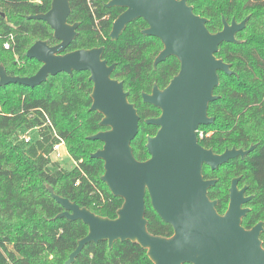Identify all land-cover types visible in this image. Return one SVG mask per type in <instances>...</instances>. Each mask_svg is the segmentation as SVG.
Masks as SVG:
<instances>
[{
  "label": "trees",
  "instance_id": "1",
  "mask_svg": "<svg viewBox=\"0 0 264 264\" xmlns=\"http://www.w3.org/2000/svg\"><path fill=\"white\" fill-rule=\"evenodd\" d=\"M108 1L70 0L68 22L79 26L77 37L66 52L104 48L102 58L109 65H116L111 78L123 83L128 101L140 117L131 148L137 161H145L149 157L146 135L154 134L156 128L144 120L159 112L142 103L141 93L150 92L154 83L166 86L177 74L179 64L171 57L153 68L162 45L158 39L142 34L147 24L141 19L128 24L119 39L111 41L112 22L123 9L105 8ZM187 2L196 15L208 20L206 28L210 33L222 29V19L239 23L248 17L245 28L236 34L242 43H223L216 54L230 65L234 75L218 72L219 85L214 93L219 98L209 104V113L216 122L209 129L214 130L219 124L220 150L222 144H234L235 136L243 142H259L252 154L256 156L252 159V175L258 186L251 190L255 193L250 204L251 218H244L242 226L250 229L260 221L264 225V0ZM50 3L51 0H0V65L7 75H34L41 64L26 58V51L36 41H45L49 46L58 43L45 22L27 19L46 13ZM5 43L9 44L8 49L4 48ZM88 77V72L72 76L61 73L49 76L35 88L19 84L0 87V264H64L77 241L86 236L88 228L81 221L54 220L63 209L51 198L48 186L80 208L104 218H116L123 200L112 196L101 181L103 162L90 158L102 148V143L88 137L105 128L99 126L102 116L89 111L92 83ZM33 131L30 142L25 143L23 137ZM53 131L64 140L73 161L69 170L50 158L57 142ZM205 141L206 146L211 143ZM232 175L231 168H220L219 188L215 185L208 193L210 199H218L219 213L226 208ZM145 207L148 232L170 237L171 226L155 214L148 196ZM261 240L264 248V233ZM73 264L152 263L145 250L127 241L115 242L111 249L107 242L89 243Z\"/></svg>",
  "mask_w": 264,
  "mask_h": 264
},
{
  "label": "water",
  "instance_id": "2",
  "mask_svg": "<svg viewBox=\"0 0 264 264\" xmlns=\"http://www.w3.org/2000/svg\"><path fill=\"white\" fill-rule=\"evenodd\" d=\"M104 7L123 9L112 22L111 41H117L128 24L141 19L147 24L142 34L158 39L162 45L153 61L154 69L171 57L180 65L164 90L154 84L150 94L141 95L144 104L161 112L157 118L145 121L158 127L156 134L146 139L147 160L137 161L133 156L131 142L138 133L139 116L128 101L123 83L111 78L116 65L102 58L104 48L65 52L77 37L79 26L68 22L70 0H51L46 13L27 17L45 22L58 42L49 46L45 41H36L26 51V58L41 64L34 75L9 76L0 65V87L19 84L35 88L49 76L88 72L92 83L89 111L99 113V126L107 129L88 139L102 143L90 158L103 162L101 181L112 196L123 200L115 219L80 208L47 187L51 198L63 209L54 220H78L88 228L64 264H73L89 243L107 242L111 249L115 242L127 241L145 250L152 264H264L260 239L263 223L250 229L242 226L249 211L242 206L251 197H244L245 190H238L237 179L232 180L227 210L220 215L217 201L208 197L216 181L202 177L203 164L215 170L237 156L244 157L253 146L247 151L226 150L217 156L200 147L196 136L198 126L213 122L207 110L217 99L213 91L219 85L218 72L234 75L230 65L216 57L219 46L241 44L236 34L245 28L248 17L239 23L222 19V29L210 33L208 20L196 15L187 0H109ZM146 195L155 214L171 226L170 237L148 232Z\"/></svg>",
  "mask_w": 264,
  "mask_h": 264
},
{
  "label": "flooded vegetation",
  "instance_id": "3",
  "mask_svg": "<svg viewBox=\"0 0 264 264\" xmlns=\"http://www.w3.org/2000/svg\"><path fill=\"white\" fill-rule=\"evenodd\" d=\"M178 64H179V62H178ZM179 67H180V65H179ZM178 71H179V69H178ZM169 82H168V84H169ZM154 84H156V83H154ZM166 86H164V87L157 86V87L159 88V90H164L166 88ZM152 88H153V86H152ZM152 88H151L150 92H148L146 94H150L151 91H152ZM215 89H214V91H215ZM214 91H213V94L215 96H217V99H218L219 98V95L215 94ZM141 95H142V93H141ZM141 99H142V97H141ZM144 105L150 106L148 104H144ZM150 107H153V106H150ZM153 108L157 109L158 112H159L156 117H153V118H157L160 115L161 112H160V110L158 108H156V107H153ZM137 114H138V112H137ZM207 115H208L209 118H212L213 119V122L211 124H209V125H200V126H198V128L196 130L197 142H198V144H199L200 147H202L205 150H211V152L213 154L219 156V155L223 154L226 150L235 149V150L247 151V150H249L253 146V150L250 151L248 154H246L244 157L237 156V157L229 160L226 164H223L221 166L218 165V167L215 170H211L210 167L207 166L206 164H203L202 165V177H203V179L204 180H215L216 181L215 182V185H218V188H219V169L220 168H223V167H228V168H231L232 171H233V175L229 178V184L227 186L228 201H227L226 208H225V210L222 213H219L218 211L217 212L220 215H223L226 212L227 207H228V203H229V189L231 187L232 180L237 179V184H236L237 189L238 190L244 189L245 190L244 191V197H251V199L246 204H244L242 206V208L249 209L248 213L243 218H251V217H249V214L252 211V207L250 206V204H251L252 200L255 197V193L251 192V190H254V188L256 187V185L258 186V184L256 183V180L253 178V175H252V172H254V170H253L254 165H252V162H253L252 159L256 157V156H252V154H254V151L258 147L259 142H248L247 143V141H244V142L243 141H240V139L238 138V136H235V137H233V139L235 138L234 144H232L231 146H228L227 144H222L223 149L220 150L219 149V124L216 127V129H214V130L209 129V127L212 126L216 122L215 116H213V115H211L209 113V106H208V110H207ZM148 119H152V118H148ZM146 120L147 119L144 120V123H145ZM139 122H140V117H139ZM218 123H219V120H218ZM148 126H151V125H148ZM155 128H156V130H155L154 134L146 135V139H147V137L154 136L156 134V132L158 130V127H155ZM138 129H139V123H138ZM105 130H107V129H105ZM200 132H202V137L199 136V133ZM206 139H208V143H209V140H211V143L208 146L205 145V143L207 142V141H205ZM145 145H146V143H145ZM221 176H222V174H220V177ZM215 185L213 187H211V188H214ZM211 188L208 190V193L211 190ZM210 200H212V199H210ZM214 200L217 201V205H216V207H217L219 205V201H218V199H213L212 201H214ZM216 210H217V208H216ZM260 222H262V221H260ZM263 229H264V225H263ZM263 233H264V231L262 232V234ZM262 234H261V236H262ZM261 236H260V239H261ZM262 246H263V242H262Z\"/></svg>",
  "mask_w": 264,
  "mask_h": 264
},
{
  "label": "built area",
  "instance_id": "4",
  "mask_svg": "<svg viewBox=\"0 0 264 264\" xmlns=\"http://www.w3.org/2000/svg\"><path fill=\"white\" fill-rule=\"evenodd\" d=\"M4 48L5 49H8L9 48V44L8 43H5L4 44ZM56 139H57V142L53 145L52 147V151H51V154H50V158L55 161V162H59V160L61 159V155H60V149L63 147L65 150V142L62 138H60L59 136H57L56 132L53 131ZM199 136L202 137V132L199 133ZM30 139H31V136H30V133L25 135L23 137V140L25 143H28L30 142ZM67 151V150H66Z\"/></svg>",
  "mask_w": 264,
  "mask_h": 264
},
{
  "label": "rangeland",
  "instance_id": "5",
  "mask_svg": "<svg viewBox=\"0 0 264 264\" xmlns=\"http://www.w3.org/2000/svg\"><path fill=\"white\" fill-rule=\"evenodd\" d=\"M261 132H263V130ZM261 132H258V134L260 135ZM34 133H35L34 131L31 132L30 136H33ZM60 155H61V159L59 160V162L61 166L68 170L71 169L73 166V161L71 160L67 151L63 147L60 149Z\"/></svg>",
  "mask_w": 264,
  "mask_h": 264
}]
</instances>
